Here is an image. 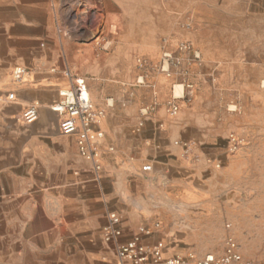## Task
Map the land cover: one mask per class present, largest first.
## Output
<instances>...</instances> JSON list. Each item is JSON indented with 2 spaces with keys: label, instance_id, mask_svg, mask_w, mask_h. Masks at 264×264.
Returning a JSON list of instances; mask_svg holds the SVG:
<instances>
[{
  "label": "crops",
  "instance_id": "crops-1",
  "mask_svg": "<svg viewBox=\"0 0 264 264\" xmlns=\"http://www.w3.org/2000/svg\"><path fill=\"white\" fill-rule=\"evenodd\" d=\"M98 1L118 33L121 11L169 13L166 28L151 26L152 44L134 65L129 62L127 73L114 67L109 74L104 67L108 74L82 77L90 100L104 111L98 154L91 159L80 154L75 133L60 132L59 116L50 109L70 83L56 25L62 0H0V264H116L115 245L142 226L150 231L141 235L143 244L187 233L189 220L193 230L211 233L202 220L219 214L218 196L236 185L233 175L243 170L250 148L233 131L234 113L221 84L225 69L184 40L185 27H194L197 43L217 11L232 17L241 5L246 21L258 20L263 15L250 12L263 11L264 0ZM104 38L113 41L115 34ZM183 41L197 58L183 56L178 66L164 61L163 53L177 55ZM16 67L26 69L20 81L13 79ZM169 102L177 104L176 113L169 112ZM32 104L38 117L26 123L22 112ZM231 136L242 143L234 154L228 152ZM183 142L191 146L189 154ZM144 164L151 170L142 171ZM228 195L224 214L235 220L238 234L244 211L234 205L238 193ZM109 212L120 217L121 235L106 241ZM165 250V257L175 255ZM238 250L254 258L245 246Z\"/></svg>",
  "mask_w": 264,
  "mask_h": 264
},
{
  "label": "rangeland",
  "instance_id": "rangeland-1",
  "mask_svg": "<svg viewBox=\"0 0 264 264\" xmlns=\"http://www.w3.org/2000/svg\"><path fill=\"white\" fill-rule=\"evenodd\" d=\"M98 3V0H62L56 14L57 30L62 37L61 48L73 75L110 74L114 67L127 73L129 62L134 65L135 57L152 44L151 26L166 28L169 12L165 10L121 11V32L118 33L116 27L112 31L109 12ZM231 12L232 17L225 12L214 13V21H208L203 33L197 35V43L192 37L194 27H185L188 35L184 40H189L201 51L200 46L206 61L216 62L225 69L221 84L226 88L224 98L229 100V108L234 113L233 131L245 136L243 144L250 150L242 161L243 170L233 175L236 185L222 190L218 196L222 206L219 214L201 222V225L210 227L211 233H200L202 228L193 230L195 223L189 220L187 233L167 236L163 243L169 255L201 257L206 253L219 254L229 231L237 244L245 246L246 252L253 255L254 258H249L252 264H264V10L251 11V14L261 13L263 17L247 21L241 5L235 6ZM112 33L115 39L107 42L104 37ZM139 62L143 63V60ZM104 67L109 71H103ZM210 94L211 98L219 97L217 93ZM237 142V148L230 150V146L228 152L234 154L238 151L242 143ZM234 192L240 197L234 205L244 211L237 220L242 225L238 234L233 233L235 220L224 214L228 193ZM226 222L230 223V230H226Z\"/></svg>",
  "mask_w": 264,
  "mask_h": 264
},
{
  "label": "built area",
  "instance_id": "built-area-1",
  "mask_svg": "<svg viewBox=\"0 0 264 264\" xmlns=\"http://www.w3.org/2000/svg\"><path fill=\"white\" fill-rule=\"evenodd\" d=\"M177 52V55L169 51L164 52L163 60L178 66L181 64L183 56L188 60L197 58L191 43L187 41L178 43ZM25 72L26 69L22 67L14 68L13 79L20 81ZM66 74L70 83L68 87L59 90L60 98L50 106V109L59 116L60 132L63 134L75 133L80 154L94 159L98 154L99 139L103 135L99 123L104 111L90 100L86 83L82 77L73 75L70 71H66ZM184 87L186 91L184 98L188 99L192 95L193 86L191 83H186ZM8 98L13 99L14 94L9 93ZM177 109L178 106L175 102L168 103L170 113H176ZM37 117L38 108L36 105H29L22 112V119L26 123L35 121ZM230 140L232 141L230 150H235L238 142L232 136ZM183 147L185 154L191 152L189 143L183 142ZM141 170L150 171V164H144ZM107 218L108 225L104 230V238L106 241H111L121 235V230L118 227L120 217L115 212H109ZM155 226L158 227L159 224L155 223ZM225 226L229 228V224H225ZM149 233L150 231L142 226L130 240L117 243L114 249L116 264H251L239 252L238 244L230 234H226L223 250L219 254L206 253L201 257L179 255L165 257L163 254L165 245L162 241H156L153 244L141 242V235Z\"/></svg>",
  "mask_w": 264,
  "mask_h": 264
},
{
  "label": "bare ground",
  "instance_id": "bare-ground-1",
  "mask_svg": "<svg viewBox=\"0 0 264 264\" xmlns=\"http://www.w3.org/2000/svg\"><path fill=\"white\" fill-rule=\"evenodd\" d=\"M176 93H177V91H176Z\"/></svg>",
  "mask_w": 264,
  "mask_h": 264
}]
</instances>
